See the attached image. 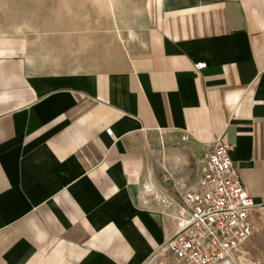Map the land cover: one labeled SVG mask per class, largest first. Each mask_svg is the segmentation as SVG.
<instances>
[{"label":"crops","instance_id":"crops-1","mask_svg":"<svg viewBox=\"0 0 264 264\" xmlns=\"http://www.w3.org/2000/svg\"><path fill=\"white\" fill-rule=\"evenodd\" d=\"M51 2L0 34V264H155L218 138L264 205V0ZM113 28L109 68L36 67L37 43L108 56Z\"/></svg>","mask_w":264,"mask_h":264},{"label":"built area","instance_id":"built-area-1","mask_svg":"<svg viewBox=\"0 0 264 264\" xmlns=\"http://www.w3.org/2000/svg\"><path fill=\"white\" fill-rule=\"evenodd\" d=\"M205 66V62H197L194 69ZM106 132L112 134L111 129ZM231 149V144L218 138L203 160L197 183L179 192L182 206L171 214L176 227L152 252L150 259L155 264L255 262L244 245L257 230L263 204L246 192Z\"/></svg>","mask_w":264,"mask_h":264},{"label":"rangeland","instance_id":"rangeland-1","mask_svg":"<svg viewBox=\"0 0 264 264\" xmlns=\"http://www.w3.org/2000/svg\"><path fill=\"white\" fill-rule=\"evenodd\" d=\"M31 4V5H30ZM28 8V9H27ZM31 8V10L29 9ZM52 6L51 0H0V34L11 33L22 35L25 29L30 37H34V30L39 29L38 27H30L31 18L33 23L37 22L39 19L48 18ZM27 23V27L24 24ZM40 29H45L41 27ZM112 44L110 48V53L108 56H102L100 58H77L72 57L69 59H56L54 57H45V52H41L39 43L35 44L34 61L36 62L37 68L42 67H55L60 64H68L74 67H88V68H109L114 64V55L118 46L120 45V32L113 28L112 32ZM44 51V50H43ZM50 51V50H49ZM112 54V55H111ZM164 141L162 137L159 138V148L164 147ZM156 145L151 146L150 152L157 149ZM158 147V146H157ZM254 244H255V255L256 259L260 261V264H264V205L258 211L257 220V230L254 234Z\"/></svg>","mask_w":264,"mask_h":264}]
</instances>
